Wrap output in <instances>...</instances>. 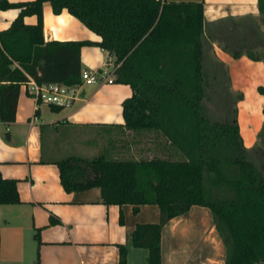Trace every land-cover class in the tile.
<instances>
[{
  "label": "trees",
  "instance_id": "16d2710c",
  "mask_svg": "<svg viewBox=\"0 0 264 264\" xmlns=\"http://www.w3.org/2000/svg\"><path fill=\"white\" fill-rule=\"evenodd\" d=\"M44 1L0 0V9H19L0 31V121L15 119L21 85L29 77L38 83L80 82L82 45H99L114 57L113 80L132 90L122 101V126L149 132L156 152L140 158L105 151L58 158L53 162L63 188L97 186L105 204L131 203L134 212L140 204L156 203L159 220L137 223L130 233L134 246L147 249L148 264H163L161 228L193 204L210 208L226 246L225 264H264V121L259 142L247 147L237 106L226 120L214 119L208 107L210 89L222 84V76L230 86L225 63L210 54L211 41L233 57L245 53L264 61V0H257L262 27L250 18L245 28L229 19L211 27L203 2L195 0H48L55 13L65 8L79 18L98 41L45 40ZM32 14L36 22L25 23ZM243 31L260 36V52L246 46ZM235 93L237 101L242 98ZM256 149L259 162L251 154ZM19 201L17 179L0 172V204ZM49 221L59 219L51 215ZM118 247L117 261L96 264H127L126 246Z\"/></svg>",
  "mask_w": 264,
  "mask_h": 264
},
{
  "label": "crops",
  "instance_id": "0c3cea01",
  "mask_svg": "<svg viewBox=\"0 0 264 264\" xmlns=\"http://www.w3.org/2000/svg\"><path fill=\"white\" fill-rule=\"evenodd\" d=\"M195 1L203 2L205 18L213 28L225 19L244 24L250 18L262 27L257 0ZM18 12L16 7L0 9V31L10 26ZM42 12L45 40L100 39L67 9L55 13L48 0ZM24 21L33 24L36 16L26 15ZM211 44L212 55L226 65L231 89L242 93L236 103L239 129L244 144L251 147L264 121V61L245 53L233 57L216 41ZM80 58L82 69L103 66L107 74H113L114 57L97 44L82 45ZM77 90L71 105L54 108L36 104L21 88L15 119L0 121V172L17 179L20 196L17 203L0 204V264L115 262L119 243L126 246L127 264H148L147 249L134 246L130 233L137 223L157 222L159 206L143 203L134 212L131 203L105 204L97 186L68 192L53 161L101 151L120 158L146 157L156 152L155 143L149 132L135 133L122 126V101L132 94L129 84L100 80L81 84ZM113 130L126 140L103 144L101 132ZM51 215L59 221L50 223ZM225 259L226 246L209 207L193 204L162 226L163 264H225Z\"/></svg>",
  "mask_w": 264,
  "mask_h": 264
},
{
  "label": "built area",
  "instance_id": "2783aa9c",
  "mask_svg": "<svg viewBox=\"0 0 264 264\" xmlns=\"http://www.w3.org/2000/svg\"><path fill=\"white\" fill-rule=\"evenodd\" d=\"M80 79V82L74 84H66L63 82L38 83L32 77H29L27 81L22 83L21 88L32 95L36 104L44 102L60 106H69L78 95L77 87L79 85L96 83L100 80L111 82L114 79V74H107V71L101 66L82 69ZM35 117L36 115H34Z\"/></svg>",
  "mask_w": 264,
  "mask_h": 264
},
{
  "label": "rangeland",
  "instance_id": "374dc122",
  "mask_svg": "<svg viewBox=\"0 0 264 264\" xmlns=\"http://www.w3.org/2000/svg\"><path fill=\"white\" fill-rule=\"evenodd\" d=\"M242 27L245 28L243 24H242ZM244 33H245L244 36L246 38L245 39L246 46L254 48V50L256 52H260V50H262V48L257 45V44H260L259 42H261L260 36H257V34L249 32V31L247 34H246V32H244ZM245 44L243 43V44H241V46L244 47ZM210 51H211V49H210ZM210 54L212 55V52ZM207 56H209V54ZM221 78H222L221 79L222 84H218V85L216 84L214 89H210L211 95H210V103H208L209 104L208 107L210 108V113L214 119L226 120V119H229V117L231 116V109L237 103V99H236L237 95L235 93L236 91L231 90L230 86L227 83L226 77L222 76ZM225 82H226V84H224ZM101 135L104 136L102 139L103 144H108V142H110V140L120 142L122 144V142H124V140H126L125 139L126 136L120 135L117 130H113L111 132L102 131ZM256 142H259V141L257 140ZM251 154H254L255 158H256V156L258 157V160H257L258 162L262 159L259 155V149L252 151Z\"/></svg>",
  "mask_w": 264,
  "mask_h": 264
}]
</instances>
